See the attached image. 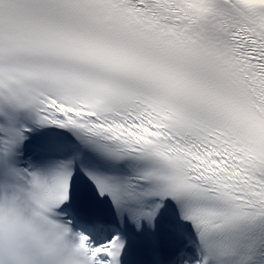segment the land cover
Here are the masks:
<instances>
[{"label":"snow or ice","instance_id":"snow-or-ice-1","mask_svg":"<svg viewBox=\"0 0 264 264\" xmlns=\"http://www.w3.org/2000/svg\"><path fill=\"white\" fill-rule=\"evenodd\" d=\"M0 264H264V0H0Z\"/></svg>","mask_w":264,"mask_h":264},{"label":"clouds","instance_id":"clouds-1","mask_svg":"<svg viewBox=\"0 0 264 264\" xmlns=\"http://www.w3.org/2000/svg\"><path fill=\"white\" fill-rule=\"evenodd\" d=\"M24 228V224L19 221L0 222V255H7L13 250L16 235Z\"/></svg>","mask_w":264,"mask_h":264}]
</instances>
